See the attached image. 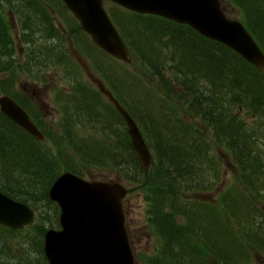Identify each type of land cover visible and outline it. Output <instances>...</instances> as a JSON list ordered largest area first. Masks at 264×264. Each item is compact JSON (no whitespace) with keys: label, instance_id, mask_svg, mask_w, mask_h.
<instances>
[{"label":"trees","instance_id":"trees-1","mask_svg":"<svg viewBox=\"0 0 264 264\" xmlns=\"http://www.w3.org/2000/svg\"><path fill=\"white\" fill-rule=\"evenodd\" d=\"M220 1L264 54V0ZM107 3L128 63L93 46L60 0H0V95L22 106L44 137L32 139L0 113V192L35 213L22 230L0 226V264H46L43 237L58 228L59 212L48 189L60 171L91 177V169L144 193V226L159 240L146 264H264V75L190 27ZM6 13L19 26L18 64ZM67 36L137 124L151 153L147 172L121 115L86 85ZM21 72L35 96L17 91ZM42 91L62 117L56 134L39 112ZM226 167L233 180L220 191Z\"/></svg>","mask_w":264,"mask_h":264},{"label":"water","instance_id":"water-1","mask_svg":"<svg viewBox=\"0 0 264 264\" xmlns=\"http://www.w3.org/2000/svg\"><path fill=\"white\" fill-rule=\"evenodd\" d=\"M80 24L82 32L108 56L128 61V51L119 33L107 16L103 2L107 0H60ZM136 14L156 15L174 23L189 26L203 37L225 45L264 74V55L250 34L237 20L227 18L219 0H109ZM87 77L105 95L127 124L136 158L148 170L150 154L138 127L120 107L103 83L88 72L79 54L70 46ZM0 112L32 138L43 141L30 117L6 96H0ZM125 187L117 181L87 182L64 172L48 191L51 201L59 207V231L48 229L43 252L47 264H135L125 227L122 201ZM27 205L0 194V225L14 231L33 222Z\"/></svg>","mask_w":264,"mask_h":264},{"label":"rangeland","instance_id":"rangeland-1","mask_svg":"<svg viewBox=\"0 0 264 264\" xmlns=\"http://www.w3.org/2000/svg\"><path fill=\"white\" fill-rule=\"evenodd\" d=\"M108 4V3H107ZM106 4V7H107ZM228 17L231 19H235L240 21L241 17L238 15L237 11L231 8L227 9ZM8 20H9V27L11 31L10 37L14 41L16 52L18 53L15 61L18 64L19 62H22L21 60V53H22V42L19 35V26L17 25V20L14 19V17L10 14H7ZM55 18V16H54ZM58 23L60 21L55 18ZM90 67V66H89ZM128 70L131 72L134 71L136 77H138L141 82L146 86L147 89H149V94L153 96V91L155 94L157 93V90L154 88L153 83L150 81L149 78H144L137 70V68L133 65H125ZM91 72L95 75V72L91 68H89ZM97 76V75H96ZM90 81H86V85L90 86ZM15 87L18 92H24L25 94L36 95V88L33 83L29 82L28 78L21 72L19 76L14 81ZM92 86V85H91ZM93 87V86H92ZM94 88V87H93ZM42 94H44V97H41V101H43V106H41V109L39 110L42 117L47 120V122L50 124V127L53 130V133L56 134V131L60 128L59 125L61 123L62 117L59 116L55 105L51 103V96L52 94H48L45 91H42ZM23 95V94H22ZM24 97V95H23ZM49 99V100H48ZM42 103V102H41ZM58 107V105H57ZM245 113L242 112V116ZM84 127V126H83ZM77 133L81 132V134L90 133L93 132L92 129L89 130V128H78L76 129ZM97 138H99L98 133L94 134ZM226 167L225 170H223V176L224 177L221 186H219V190L223 191L224 186H229V184L232 182V178L230 175V171L227 170ZM91 177H82L83 179H100V180H118L120 181L127 189H130L131 187L125 184V182L119 180L116 175L113 173H106L102 171H98L95 169H91L90 171ZM217 189V190H218ZM216 193L210 194L207 196L208 199H211L215 196ZM144 193L140 191H133L128 192L127 196L123 200L124 205V216H126V227L129 231V239H130V245L131 250H133L134 254V261L135 264H146L147 257H150L154 254V252L157 250V246L159 244V240L157 237H155L152 232L148 231L144 226L146 222L145 211H146V204L144 203ZM151 234V235H150Z\"/></svg>","mask_w":264,"mask_h":264}]
</instances>
